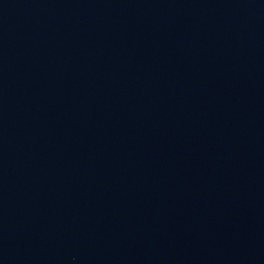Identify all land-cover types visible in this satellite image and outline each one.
<instances>
[{"label": "water", "instance_id": "95a60500", "mask_svg": "<svg viewBox=\"0 0 264 264\" xmlns=\"http://www.w3.org/2000/svg\"><path fill=\"white\" fill-rule=\"evenodd\" d=\"M0 264H264V0H0Z\"/></svg>", "mask_w": 264, "mask_h": 264}]
</instances>
